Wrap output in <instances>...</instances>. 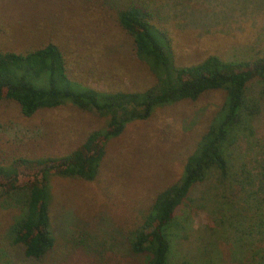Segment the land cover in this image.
<instances>
[{
  "label": "rangeland",
  "instance_id": "obj_1",
  "mask_svg": "<svg viewBox=\"0 0 264 264\" xmlns=\"http://www.w3.org/2000/svg\"><path fill=\"white\" fill-rule=\"evenodd\" d=\"M131 2L159 16L177 67L210 56L235 64L264 58V0H0V50L23 53L55 43L69 77L81 85L145 91L156 78L118 22L119 9ZM251 87L247 99L261 112L244 119L232 143L239 141L243 161L252 168L264 161V85ZM225 98L224 91L210 92L130 124L108 143L93 182L52 179L57 244L41 262L27 260L15 243L27 194L1 201L0 264H146L148 257L132 253L129 239L158 193L181 179L188 156ZM105 125L106 119L69 104L27 117L16 102L0 100V165L68 155ZM238 205L230 186L219 184L215 174L196 187L172 230L173 262L237 264L251 256L260 238L249 235L246 216L229 218Z\"/></svg>",
  "mask_w": 264,
  "mask_h": 264
},
{
  "label": "trees",
  "instance_id": "obj_2",
  "mask_svg": "<svg viewBox=\"0 0 264 264\" xmlns=\"http://www.w3.org/2000/svg\"><path fill=\"white\" fill-rule=\"evenodd\" d=\"M158 20L155 12L132 2L118 11L119 25L132 38L138 59L156 78V84L142 92L81 85L69 77L65 55L55 43L23 53L0 50V100L16 102L27 117L69 104L106 119L103 129L89 134L68 155L16 158L8 166L0 165V202L27 194L26 216L15 231V243L27 260L41 262L57 244L51 220L52 179L95 181L108 143L130 124L150 119L160 108L224 91L225 102L188 156L181 179L158 193L129 246L135 255L148 257L146 264H192L187 259L173 262L172 230L192 191L215 174L241 205L229 218L246 216L249 235L260 238L251 256L237 264H264V161L248 167L241 154L245 149L239 141L232 143L244 119L261 112L260 105L247 98L253 84L264 85V58L235 64L210 56L201 64L177 67L168 33Z\"/></svg>",
  "mask_w": 264,
  "mask_h": 264
}]
</instances>
